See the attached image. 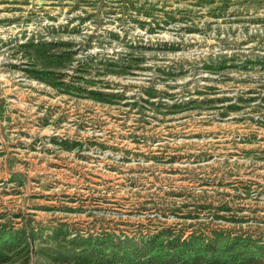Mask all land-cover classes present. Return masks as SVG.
<instances>
[{
    "label": "rangeland",
    "instance_id": "obj_1",
    "mask_svg": "<svg viewBox=\"0 0 264 264\" xmlns=\"http://www.w3.org/2000/svg\"><path fill=\"white\" fill-rule=\"evenodd\" d=\"M0 223L264 244V0H0ZM33 245L0 264H79Z\"/></svg>",
    "mask_w": 264,
    "mask_h": 264
},
{
    "label": "trees",
    "instance_id": "obj_2",
    "mask_svg": "<svg viewBox=\"0 0 264 264\" xmlns=\"http://www.w3.org/2000/svg\"><path fill=\"white\" fill-rule=\"evenodd\" d=\"M38 43L29 44L33 66L28 70L29 75L54 86L79 89L56 78L59 69L69 66L73 51L67 48L55 50L51 41ZM91 93L95 97L99 95L93 90ZM50 230L49 234H43L41 230H29L25 226L13 228L0 223V263L12 261L18 254L27 255L35 240L51 243L45 249L40 246L37 252H46L60 263L74 259L79 264H260V260H264V244L250 236L217 229L211 230L210 234L195 231L181 239V235H173L162 228L140 238V243L120 236L114 240V235L108 232L69 236L60 226Z\"/></svg>",
    "mask_w": 264,
    "mask_h": 264
}]
</instances>
